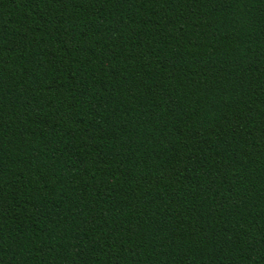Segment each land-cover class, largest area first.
Returning a JSON list of instances; mask_svg holds the SVG:
<instances>
[{
	"label": "trees",
	"instance_id": "trees-1",
	"mask_svg": "<svg viewBox=\"0 0 264 264\" xmlns=\"http://www.w3.org/2000/svg\"><path fill=\"white\" fill-rule=\"evenodd\" d=\"M0 264H264V0H0Z\"/></svg>",
	"mask_w": 264,
	"mask_h": 264
}]
</instances>
